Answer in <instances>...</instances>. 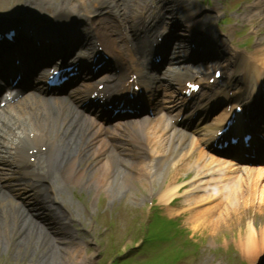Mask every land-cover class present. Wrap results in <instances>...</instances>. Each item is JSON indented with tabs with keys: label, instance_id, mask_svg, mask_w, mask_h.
Returning <instances> with one entry per match:
<instances>
[{
	"label": "bare ground",
	"instance_id": "1",
	"mask_svg": "<svg viewBox=\"0 0 264 264\" xmlns=\"http://www.w3.org/2000/svg\"><path fill=\"white\" fill-rule=\"evenodd\" d=\"M112 1H114V0H112ZM55 2L64 5V7H63L64 8V16L66 19L73 18L74 15L76 14V12L78 11V7L80 6V4H82V5L85 4L83 0H80L79 2H76L74 0H56ZM55 2L53 4H55ZM41 4H43V0H41ZM44 9H46V10H58L59 7H57L55 5L52 6L49 3H47L44 5ZM112 34L118 35V32H116V30H114V32H112ZM21 110L22 109H20V111ZM31 118H37L38 120H41V119H45L46 115H43L41 113H34L31 115ZM19 122L21 123V118H20ZM21 128L24 129L25 127L21 126ZM126 137L129 140L134 142V137H133L131 131L126 133ZM152 138H155V136L152 135ZM40 142L46 144L49 147L50 151H52V150L56 151L58 149V146L60 143L59 139L52 132L43 134L42 137L40 138ZM1 146L8 147L6 144H4L2 141H0V147ZM73 163H76V160H74ZM82 163L83 164L81 165V169L88 172V174L90 172H94V174L96 173L95 177L98 178L101 182H103V184L105 185L106 188L114 187V184H115V187H117L118 180H119V173L118 172L113 173L110 169L104 170L102 172V175H105V179H103V177H101V175L99 173H97V169H96L97 165L93 166L92 164H89L87 161H84ZM66 167L70 168L69 165H66ZM69 174L71 175V173H67V175H65L66 179H68L70 177ZM83 175L87 176L85 174H83ZM19 189H20L19 187L15 188L16 191H19ZM1 206H4L3 202H0V207ZM9 222H10L11 226H9L8 228L12 229L14 227V220H10ZM5 228H7L6 225L3 223H0V234L5 231ZM4 239H6V237H4ZM25 239H27V238L25 237ZM20 240H23V239H20Z\"/></svg>",
	"mask_w": 264,
	"mask_h": 264
},
{
	"label": "rangeland",
	"instance_id": "2",
	"mask_svg": "<svg viewBox=\"0 0 264 264\" xmlns=\"http://www.w3.org/2000/svg\"><path fill=\"white\" fill-rule=\"evenodd\" d=\"M25 7H27V8L29 9V11H32V12L35 11L34 7L31 6L30 4H26ZM0 249H2V247H0ZM37 253H38V250L33 251L32 257H33V256H34V257H37ZM20 264H22V262H20Z\"/></svg>",
	"mask_w": 264,
	"mask_h": 264
}]
</instances>
